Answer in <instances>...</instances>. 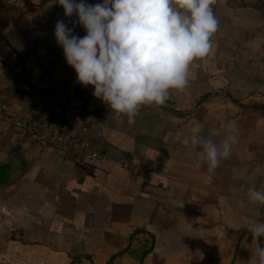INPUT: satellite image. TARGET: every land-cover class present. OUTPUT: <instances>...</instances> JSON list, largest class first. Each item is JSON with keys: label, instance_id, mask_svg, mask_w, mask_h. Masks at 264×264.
Returning <instances> with one entry per match:
<instances>
[{"label": "crops", "instance_id": "crops-1", "mask_svg": "<svg viewBox=\"0 0 264 264\" xmlns=\"http://www.w3.org/2000/svg\"><path fill=\"white\" fill-rule=\"evenodd\" d=\"M100 3L102 0H87ZM212 49L183 91L133 117L84 87L55 40L52 0H0V99L14 118L51 114L63 132L95 117L98 156L19 141L0 125V264H247L264 238L243 220L249 188L264 184V0H216ZM235 129L230 157L208 173L183 141ZM261 168L257 173L255 169ZM264 211V209H262Z\"/></svg>", "mask_w": 264, "mask_h": 264}, {"label": "clouds", "instance_id": "clouds-1", "mask_svg": "<svg viewBox=\"0 0 264 264\" xmlns=\"http://www.w3.org/2000/svg\"><path fill=\"white\" fill-rule=\"evenodd\" d=\"M73 17L85 35L63 20L55 24L54 37L61 46L77 82L92 86V95L113 112L133 117L146 104L164 105L172 91H183L192 63L212 49L218 30L213 5L216 0H52ZM264 127V118L257 121ZM193 121L183 143L195 155V166L213 173L230 157L238 143L234 128L211 129L202 135ZM255 172L261 173L257 168ZM254 214L243 220L253 238H264V184L248 189ZM247 264H264V246H257Z\"/></svg>", "mask_w": 264, "mask_h": 264}, {"label": "built area", "instance_id": "built-area-1", "mask_svg": "<svg viewBox=\"0 0 264 264\" xmlns=\"http://www.w3.org/2000/svg\"><path fill=\"white\" fill-rule=\"evenodd\" d=\"M94 122L95 117L88 115L81 125L63 132L53 123L48 111H42L36 119L14 118L0 99V125H11L19 141L31 140L42 147L64 146L79 159L99 154L88 138L89 128Z\"/></svg>", "mask_w": 264, "mask_h": 264}]
</instances>
